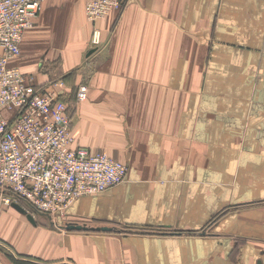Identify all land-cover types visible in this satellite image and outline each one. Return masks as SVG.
Listing matches in <instances>:
<instances>
[{
    "label": "crops",
    "instance_id": "crops-1",
    "mask_svg": "<svg viewBox=\"0 0 264 264\" xmlns=\"http://www.w3.org/2000/svg\"><path fill=\"white\" fill-rule=\"evenodd\" d=\"M21 51L11 64L57 86L76 145L128 167L70 219L140 230L0 203L5 264H264V0H129L96 25L85 0H44Z\"/></svg>",
    "mask_w": 264,
    "mask_h": 264
},
{
    "label": "built area",
    "instance_id": "built-area-1",
    "mask_svg": "<svg viewBox=\"0 0 264 264\" xmlns=\"http://www.w3.org/2000/svg\"><path fill=\"white\" fill-rule=\"evenodd\" d=\"M129 0H85L93 25ZM44 0H0V203L22 207L32 217L46 216L63 229L78 223L69 217L75 201L108 191L127 177L128 167L105 151L91 152L76 145L72 116L55 87L33 84L13 60L22 55L21 43L33 28ZM92 44H103L95 26ZM78 101L88 88L77 89ZM64 230V229H63Z\"/></svg>",
    "mask_w": 264,
    "mask_h": 264
},
{
    "label": "water",
    "instance_id": "water-1",
    "mask_svg": "<svg viewBox=\"0 0 264 264\" xmlns=\"http://www.w3.org/2000/svg\"><path fill=\"white\" fill-rule=\"evenodd\" d=\"M16 209H18L19 211H21L22 213L26 214V211L20 207L19 205H16L14 204L13 205ZM30 220L34 222V218L31 216V215H28ZM64 230L66 231H100V232H112L114 231V228L112 227H94V228H91V227H88V226H85V225H81V224H77V223H69L67 224L66 226L63 227Z\"/></svg>",
    "mask_w": 264,
    "mask_h": 264
},
{
    "label": "rangeland",
    "instance_id": "rangeland-1",
    "mask_svg": "<svg viewBox=\"0 0 264 264\" xmlns=\"http://www.w3.org/2000/svg\"><path fill=\"white\" fill-rule=\"evenodd\" d=\"M55 66H56V64H55ZM34 218V217H33ZM88 223V227H91L92 225L90 224V222H87ZM113 228V227H112ZM135 229V231H139L140 229H138L137 227H135V228H120V227H118V229H115L114 228V231H112V232H100V231H85V232H91V233H106V234H111V233H113V234H119V232H125L126 230H134ZM4 258V257H3ZM3 258H1L0 257V264H5V262H4V260H3Z\"/></svg>",
    "mask_w": 264,
    "mask_h": 264
},
{
    "label": "trees",
    "instance_id": "trees-1",
    "mask_svg": "<svg viewBox=\"0 0 264 264\" xmlns=\"http://www.w3.org/2000/svg\"><path fill=\"white\" fill-rule=\"evenodd\" d=\"M91 228H94V227H91ZM89 231H91V230H89ZM83 232H85V231H83Z\"/></svg>",
    "mask_w": 264,
    "mask_h": 264
}]
</instances>
